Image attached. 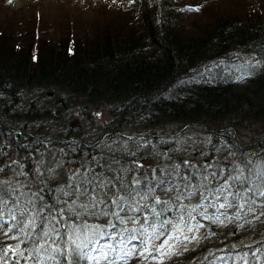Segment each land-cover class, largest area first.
Instances as JSON below:
<instances>
[{
  "label": "trees",
  "instance_id": "1",
  "mask_svg": "<svg viewBox=\"0 0 264 264\" xmlns=\"http://www.w3.org/2000/svg\"><path fill=\"white\" fill-rule=\"evenodd\" d=\"M100 4V14L86 24L71 20L57 27L40 15L0 11V176L19 173L25 182L13 189L16 194L0 199V214L10 220L7 234L0 235V264H67L63 256L49 259L56 255L53 249L66 247L65 225H95L105 233L139 229L140 224L121 225L112 215V201L119 197L132 204L139 196V211L124 206L122 218L134 216L142 224L147 216L151 222V208L145 206H154L157 212L165 209L157 221L175 224L179 212L198 200L197 193L183 195L184 185L198 183L204 192L206 185L215 188L235 172L245 183L233 191H260L254 171L264 159V145L257 141L264 142V3L258 9L248 0ZM75 110L80 121L70 115ZM104 110L110 117L101 123L107 133L101 139H117L107 153L94 147L102 144L96 136L100 126L84 135L85 125ZM196 126L204 135L194 151L201 160L185 168L180 155L159 145V139ZM134 135L150 143L134 147ZM246 135L249 145L243 143ZM54 139L58 147L73 144L78 159L95 141L85 163L77 164L81 169L85 164L82 172L91 179L87 198L95 196V207L78 195L79 188L66 189L52 178L56 170L49 162L62 155L49 160L38 148L48 149ZM246 162L251 170L242 174L239 165ZM176 175L185 184L173 182ZM248 195L261 213L264 197ZM156 198L167 204H154ZM243 209L249 211L246 203ZM193 216L202 225L197 245L172 255L166 246L155 252L171 233L165 229L149 246L157 259L132 257L119 264H264V215L260 222L253 214L230 225ZM68 259L76 264L74 254Z\"/></svg>",
  "mask_w": 264,
  "mask_h": 264
},
{
  "label": "rangeland",
  "instance_id": "2",
  "mask_svg": "<svg viewBox=\"0 0 264 264\" xmlns=\"http://www.w3.org/2000/svg\"><path fill=\"white\" fill-rule=\"evenodd\" d=\"M248 1L252 3L251 6L254 7V9H258L261 6L260 4L264 3V0H248ZM100 7H101L100 0H0V11L2 13H5L6 15H10L13 13L15 14L18 12L19 13L22 12V14L27 17H32L33 15L34 16L40 15L42 16L45 23L48 22L50 26L54 25L55 27L59 26L62 23H66V22L71 23V20L73 22L72 24H76L77 22H78L77 23L78 25L80 23L86 24V22L89 21L91 18H93L98 12L100 14V11H99ZM49 25L46 24V26H49ZM103 109L104 108L97 109L96 111H102ZM70 115L72 116L73 120L81 119V113L77 110L73 111L72 114ZM109 117H110L109 113L106 110H104V112L97 113L93 123H87L85 125L84 135L87 133H90L93 135V127L100 126L98 131L96 130L95 131L97 134L96 136H98L97 141H100V143L102 142V144L100 146L96 144L94 147L95 149L97 148L100 149L103 153H107L110 147L114 144V141L117 140L113 138V139H106V140L104 139L102 141L103 137L104 138L107 137V133H104V131L102 130L101 123L109 119ZM72 119L69 120V124H71ZM69 126L70 125H68V127ZM190 128L191 129L188 128V129L183 130L182 133L176 136L170 137L166 135L163 138L159 139V145L166 146V148L169 151L175 152L177 155H180L181 159L183 160L181 161V163L184 165L185 168H187L186 167L187 163L191 165H197L198 161L201 160L200 156H195L196 153H194V151L196 150V147H197L195 143H202L201 141L204 138V135L201 132V128H199L198 126L190 127ZM169 133L174 134L176 132H172V133L169 132ZM129 134H130L129 131L125 133V135L127 136H130ZM54 140L56 141H50L46 144L49 147L48 149L45 146H41L40 148H38L40 152L44 151V153L49 155V160L52 158L54 159V156L56 157L58 153L62 155L60 156V158H58L57 163L49 162L48 167H54V169L56 170L52 172V178L56 180L59 184L63 183L66 189L79 188L80 192L78 195L80 197L88 199V202L93 203L92 198L90 197L87 198L89 194L88 187H90L89 183L91 179H89L88 176L86 174H83L82 172V171H85V164L82 165V169H81V165H77V164L85 163L86 155L88 152H91V146H92L91 144L95 141L86 145L87 147H85L84 150L81 151L82 153L81 158L78 159L75 155L72 154L75 151L73 144L69 143L67 145L58 147L57 139H54ZM131 142L134 147H139L143 144L150 143L149 140L145 141L144 138L138 137L137 135H134V137L131 139ZM243 143L245 145H249L252 143L249 135L243 136ZM42 159L44 162V158ZM72 161L76 165L70 164V162ZM259 162L260 160H258V163L256 160V163L259 166L255 167L257 169L254 172L255 173L258 172L256 175V180L259 179L258 189L260 191H264V182H261L262 180L264 181V159H262L260 163ZM249 166H250V163L248 162H246L245 165H239V169L241 173L244 174V170H246V168H249ZM249 169L251 170V168ZM234 175H235V172H233L232 173L233 177L242 176L240 174H238L237 176H234ZM178 178H179L178 175L174 176L173 182L181 183L180 181H178ZM154 180L156 181V183L163 181L162 178H156V177H154ZM226 180L227 179L219 180L217 186L223 185ZM24 183L25 182L19 176V173L18 174L11 173L6 176H0V199L1 197H3V195L4 197L5 196L8 197L9 195L16 194L15 191H13V189L19 191L18 189H20ZM181 184H185V183H181ZM183 187L187 188V189L183 188V195L185 196L188 192L192 193L191 197L195 196L196 193L198 194L197 201L191 200L193 201V204H192L193 206H197L202 203L200 199V193L203 192V190L201 191L197 189V188L202 187V185L200 186L198 183H195V184H192L191 186L184 185ZM96 188L97 187L94 186V189ZM205 189L206 191L204 192L206 193L208 190V185H206ZM97 198H98V194H97ZM138 200H139V196L137 195L135 199L131 202L134 205L136 204V202H138ZM204 203H207V201H205ZM218 203H225V201L223 200V198H221L218 201ZM227 203H230L233 206L231 208H225V209H217L214 207L197 208V211L193 214L201 215V213L203 212L206 215H210L211 213L216 212L215 214L219 215L223 213L224 215H222V218H223L222 220L224 221V224L226 225H230V223H235V222L239 223L243 221L244 219L247 220L251 218L253 214H255L256 216L254 221L260 222L262 219L261 213L264 211V207L261 209V213H258L256 209L254 208V206H252V211L246 212L244 209H240L236 206L238 203H242V202H239L235 198L230 197ZM127 210H129L128 207H127ZM237 213H239L238 217H237ZM2 216L4 215L0 214V218H2V220H0L2 222L0 224V235L7 234L6 232L7 226H10L9 225L10 220L3 218ZM224 216L231 217L232 218L231 221L224 219ZM184 217H188V215L185 214ZM186 221L188 222V226L192 228L191 231L188 230V227L181 226L180 232H175L174 234L171 232L165 238L168 240V243L164 245V247L166 246V248L164 247L163 248L165 251H167L168 253L167 255H172L175 251L189 249L193 247L194 245L198 244L199 233L202 232V229L196 228V225L198 224L197 220L195 219L188 220L187 218ZM185 236L188 237L187 240L184 239ZM193 237H195V239H193Z\"/></svg>",
  "mask_w": 264,
  "mask_h": 264
},
{
  "label": "snow or ice",
  "instance_id": "3",
  "mask_svg": "<svg viewBox=\"0 0 264 264\" xmlns=\"http://www.w3.org/2000/svg\"><path fill=\"white\" fill-rule=\"evenodd\" d=\"M199 10V9H197ZM213 177L215 178V173H213ZM207 176L202 178V183L207 182ZM245 183V179L241 177H231L225 181L223 185H218L215 188L209 187L207 192L200 193V199L202 203L200 205L192 207L190 210L185 209L184 211L179 212L178 220L175 224H173L170 220L165 219L163 221H157L155 218L162 215L165 209H162L161 212H157L154 206H145L151 208V216L153 219L149 222L147 216L144 217V223H140L136 217H128L127 219L122 218L120 216V211L124 210V206H127L130 211L137 212L139 211V202L136 204H128L127 199L124 197H119L117 200H113L112 204L114 206L112 215L116 217L121 225H126L128 222H132L133 224H140L139 229L136 227L127 228L123 227L120 229L119 233H105L102 228L95 225L84 224L82 226L71 227L65 225L68 231L65 232L64 243L66 245L65 248H55L53 251L56 255L49 256V259L56 260V256H63L67 264H72V261L68 259L73 254L76 257V264H79L80 260L90 261L92 264H101V261L106 262V264H119V261H127L132 257L143 258L144 260L149 259H157L155 255L152 254L150 250V245L154 244V241L159 239L163 234L165 229H170V231L174 234L175 232L181 231V226L188 227V230L191 231L192 228L188 226V222L183 219L184 215L187 214L189 220L195 219L193 213L197 211V208H205V207H214L217 209H225L231 208L233 205L227 203L229 198H235L239 200H245V203L248 205L249 212L252 211V205L255 201L252 199L248 193L258 194L260 197H264V191H259L255 193V190L249 188L247 192L241 193L239 190L233 191L232 189L236 185H243ZM192 193L188 192L186 196H191ZM223 198L225 203H218V201ZM134 199V197H133ZM179 199V197L177 198ZM93 203L92 207H95L98 201L95 196L92 197ZM207 201V203H204ZM164 203L161 202L158 198L154 199V204ZM245 203H238L236 206L240 209L245 207ZM264 207V204L261 205ZM87 207V206H83ZM119 209V211L117 210ZM204 219L207 220H215L220 223L224 221L221 219V215L223 213L211 216L206 215L203 212L201 213ZM264 215V212L261 213ZM239 213H237V217ZM224 219L231 221V217L224 216ZM2 220V218H0ZM109 227L116 228V224H110ZM202 225L197 224L196 228L199 229ZM149 228L152 229L149 232ZM81 229L84 230V235L81 237ZM52 232H56L57 229L54 227L51 229ZM44 236L49 237V233L45 232ZM171 238V237H169ZM52 240V243H57L56 239L49 237ZM185 240L188 239L187 236L184 237ZM195 239V237H193ZM104 240V243L101 241ZM135 242V243H134ZM168 243V240L165 239L163 244L159 247H154L155 252H160L161 249ZM71 245V247H68ZM41 247H44L41 245ZM48 249L45 248V251ZM36 252H40V248L36 249ZM22 255V253H21ZM39 258V257H37Z\"/></svg>",
  "mask_w": 264,
  "mask_h": 264
},
{
  "label": "water",
  "instance_id": "4",
  "mask_svg": "<svg viewBox=\"0 0 264 264\" xmlns=\"http://www.w3.org/2000/svg\"><path fill=\"white\" fill-rule=\"evenodd\" d=\"M22 134H24L26 136H31L30 134H28L26 132H22ZM164 136H166V135H164ZM257 141L260 142V143H262L264 145V142L263 141H261V140H257Z\"/></svg>",
  "mask_w": 264,
  "mask_h": 264
},
{
  "label": "bare ground",
  "instance_id": "5",
  "mask_svg": "<svg viewBox=\"0 0 264 264\" xmlns=\"http://www.w3.org/2000/svg\"><path fill=\"white\" fill-rule=\"evenodd\" d=\"M73 140V139H72Z\"/></svg>",
  "mask_w": 264,
  "mask_h": 264
}]
</instances>
